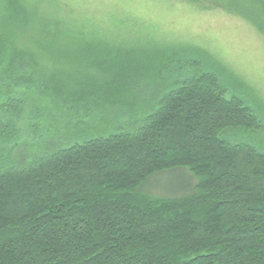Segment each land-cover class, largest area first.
I'll list each match as a JSON object with an SVG mask.
<instances>
[{
	"label": "trees",
	"instance_id": "trees-1",
	"mask_svg": "<svg viewBox=\"0 0 264 264\" xmlns=\"http://www.w3.org/2000/svg\"><path fill=\"white\" fill-rule=\"evenodd\" d=\"M178 2L240 18L264 38V0ZM70 14L62 0H0V264H264V152L228 139L261 124L213 74L192 71L199 66L187 57L208 58L199 48L180 52L182 61L168 54L154 103L139 117L103 103L114 119H144L131 131L102 135L68 122L30 161L9 162V150L30 141L23 119L38 140L41 124L57 133L44 120L89 117L76 109L90 106L72 96L70 82L94 93L108 86L93 65L73 81L47 72L42 59L55 45L100 35L76 29L84 21ZM116 40L92 54L133 53L134 42ZM222 74L247 90L228 67ZM55 99L74 111L62 114ZM155 176L170 184L144 193Z\"/></svg>",
	"mask_w": 264,
	"mask_h": 264
},
{
	"label": "rangeland",
	"instance_id": "rangeland-1",
	"mask_svg": "<svg viewBox=\"0 0 264 264\" xmlns=\"http://www.w3.org/2000/svg\"><path fill=\"white\" fill-rule=\"evenodd\" d=\"M62 2L73 18L84 21L74 26L76 29L84 30L85 34L97 32L100 35L79 37L55 45L54 54L50 58L42 59L46 60L44 63L47 72L61 73L73 81L80 79L84 70L93 65L94 70L104 72L103 77L110 80L104 93L84 91L74 82H70L72 96L86 99V104L90 106L76 109L81 114L89 111V117L44 120L51 122L57 133L50 132L48 125L41 124L42 129L36 131L41 135L37 140L34 135H28V129H24L23 125L27 119H23L20 128L24 138L30 141L25 147L17 146L9 150L6 158L10 163L30 161L32 155L43 150L42 144L52 141L55 136L61 138L59 133L64 132L63 125L68 122L89 128L95 127L102 135L114 130L121 131L120 127L131 131L129 125H136L144 119H114V110L111 106L104 108L103 103L114 100L116 108L126 112L125 117L128 115L139 117L154 103L152 99L158 84L153 82L160 81L165 75L163 65L169 62L168 54L171 51L178 52L179 56L174 58L182 61L184 58L180 56V52L187 48H199L208 56L204 60L199 59L197 55L187 57V60L199 66L198 69L193 66L192 71L200 70L213 74L228 95L236 96L252 106L259 118L260 130L252 133L239 131L228 139L251 145L264 152V38L247 22L220 10L195 12L178 0H62ZM101 37L109 42H117L116 39L132 41L133 53L117 57L92 54L95 48L103 45L104 39H100ZM223 66L228 67L246 85L247 90L241 89L236 82L224 77ZM60 78L64 80V77ZM134 79L142 80L134 85L131 83ZM65 104L64 100L56 99L52 103L62 114L74 111L69 110L72 105ZM36 140L41 144H37ZM181 174L183 182L194 184V179L188 173ZM158 184L167 186L170 180L164 176H155L143 187V192L147 193L145 190ZM152 193L157 196H169V193L162 190H154Z\"/></svg>",
	"mask_w": 264,
	"mask_h": 264
}]
</instances>
